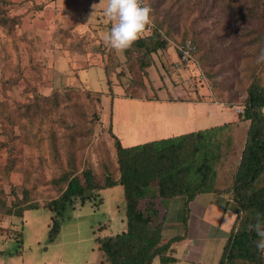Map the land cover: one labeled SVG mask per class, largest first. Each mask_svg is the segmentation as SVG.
Returning a JSON list of instances; mask_svg holds the SVG:
<instances>
[{"label": "rangeland", "instance_id": "rangeland-1", "mask_svg": "<svg viewBox=\"0 0 264 264\" xmlns=\"http://www.w3.org/2000/svg\"><path fill=\"white\" fill-rule=\"evenodd\" d=\"M149 2L168 46L142 72L136 52L127 61L104 43L100 28L111 25L103 5L94 14L92 8L100 0H0V264H108L95 240L124 229L121 186L100 191L96 206L68 209L52 242L53 214L44 205L59 196L62 174L81 178L90 170L96 182L107 174L118 179L110 124L123 147L158 136L137 134L139 123H127L131 109L189 113L195 122L186 133L206 127L204 117L215 125L222 120L217 113L225 121L237 115L240 124H223L229 126L216 135L213 166L231 190L249 125L238 110L251 85L264 87V63L256 62L264 48V0ZM183 41L196 46L187 63L176 51ZM153 87L161 105L146 101L156 97ZM88 91L99 100L86 97ZM28 205L36 209L24 210Z\"/></svg>", "mask_w": 264, "mask_h": 264}, {"label": "trees", "instance_id": "trees-1", "mask_svg": "<svg viewBox=\"0 0 264 264\" xmlns=\"http://www.w3.org/2000/svg\"><path fill=\"white\" fill-rule=\"evenodd\" d=\"M145 3L151 8L152 21L151 3L149 0H145ZM151 25L150 30L145 31L149 33L143 34L123 54L128 61L130 54L136 52L138 68L142 72L152 66L150 56L168 46L166 39L160 35V29L153 23ZM100 29L107 31V28ZM184 42L186 41L176 47ZM187 42L195 48L193 56L196 46L191 41ZM177 56L179 60L178 51ZM84 94L88 98L93 96L99 100L98 92L88 91ZM157 100L156 96L154 100L146 101ZM263 109L264 87L253 84L248 88L243 113L239 116L241 121H248L249 125L240 160L232 175L230 193L236 209V219L218 264H263L261 253L254 243L259 237L254 231L248 230V225L256 222L257 213L264 222ZM222 126L224 127H211L128 148L122 146L110 124L109 133L116 154L118 179L107 174L102 182H96L90 170L83 171L81 178L62 174L56 181L62 185L58 189L59 196L44 205L53 214L49 241L52 242L59 234L68 209L75 208L76 205L80 207L87 202L96 206L100 201V191L121 186L124 195V229L114 235L107 232L95 240L98 250L105 256V262L151 264L155 258H159L161 263L173 262L174 259L166 256V253L171 243L179 238L167 242H163L161 238L167 206L174 198L183 197L188 202L197 194L213 189V166L217 160L218 147L216 135L221 128L229 125ZM32 209H36V206L28 205L24 210ZM22 211L23 208L15 209L14 214L20 217Z\"/></svg>", "mask_w": 264, "mask_h": 264}, {"label": "crops", "instance_id": "crops-1", "mask_svg": "<svg viewBox=\"0 0 264 264\" xmlns=\"http://www.w3.org/2000/svg\"><path fill=\"white\" fill-rule=\"evenodd\" d=\"M171 57L173 58L172 55ZM151 67L153 68V66ZM153 88L158 98L156 101L158 102L157 104L164 103L163 97L160 95L161 92H159L157 88ZM187 105L195 106L199 104L187 103ZM165 107L166 106H163V109H165ZM177 108L180 109L179 107ZM159 111V106L153 107L149 105L145 108L141 106L136 110L132 111L131 109L127 112L130 116L139 113L141 115L134 118L130 116L127 117V123L132 122L133 119L139 123L137 134H145L153 131L158 135L150 137L151 134H149L148 138L138 139L141 140L140 143L190 133H186L188 128L184 129V127L195 122L194 116L189 113L188 115L181 116V113H177L170 117L166 116L164 111L161 113ZM217 116L218 119L222 120H219L215 125L209 122L210 117H204L207 118V121H201L206 122L207 124L205 125L207 126L198 130L222 126L227 123L240 124L238 123L239 119L236 117L237 115L233 116L230 121H225L224 115L222 114L217 113ZM124 120L126 119L124 118ZM192 129L193 128H191V130ZM169 130L170 132H168ZM112 131L116 133L113 127ZM193 131L194 130L191 132ZM120 141L121 144H123L121 139ZM128 145L132 146L134 143H129ZM229 185L230 182L228 184L227 182L225 183L223 176H221V178H216V175H214L213 189L211 191L197 194L188 202H186L183 197H177L170 201L161 232V238L163 242H167L173 238H179L178 241L171 243L166 253V256L174 260L171 263H161L159 258H155L151 264L219 263L223 254V248L229 238L236 219V209L231 200Z\"/></svg>", "mask_w": 264, "mask_h": 264}, {"label": "clouds", "instance_id": "clouds-1", "mask_svg": "<svg viewBox=\"0 0 264 264\" xmlns=\"http://www.w3.org/2000/svg\"><path fill=\"white\" fill-rule=\"evenodd\" d=\"M98 5H103L105 23L111 25L102 39L118 56L131 49L152 23L151 8L144 5L143 0H100L99 4L92 5L93 14ZM256 62L264 63V48L260 50ZM248 230L259 237L254 243L257 250L264 254V222L259 213L256 222L248 225Z\"/></svg>", "mask_w": 264, "mask_h": 264}, {"label": "built area", "instance_id": "built-area-1", "mask_svg": "<svg viewBox=\"0 0 264 264\" xmlns=\"http://www.w3.org/2000/svg\"><path fill=\"white\" fill-rule=\"evenodd\" d=\"M144 5L148 6L145 3V0H143ZM149 7V6H148ZM151 24L148 26L147 30L149 31L151 28ZM177 48L178 54H179V60L181 62H187L192 58V54L194 52V47L192 46V44H190L189 42H184L181 45H179ZM239 113H243V110L239 109L238 110Z\"/></svg>", "mask_w": 264, "mask_h": 264}]
</instances>
